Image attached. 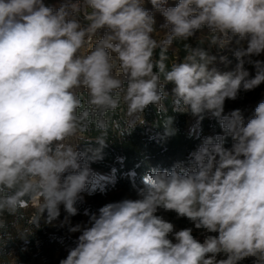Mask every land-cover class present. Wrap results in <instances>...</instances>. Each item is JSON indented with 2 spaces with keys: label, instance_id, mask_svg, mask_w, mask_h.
Returning <instances> with one entry per match:
<instances>
[{
  "label": "clouds",
  "instance_id": "9594fccd",
  "mask_svg": "<svg viewBox=\"0 0 264 264\" xmlns=\"http://www.w3.org/2000/svg\"><path fill=\"white\" fill-rule=\"evenodd\" d=\"M154 12L165 20L160 41ZM205 29L207 48L186 43L183 61L166 63L175 41ZM234 38L237 64L220 73L210 67L212 49ZM262 53L264 0H0V212L38 202L37 229L59 220L63 205L59 226L80 235L59 264H264V101L247 122L239 109L224 114L226 100L264 83V61L251 60ZM168 84L174 110L201 120L210 113L223 134L171 168H150L140 198L109 202L72 226L94 179L88 161L101 158L110 125L122 136L145 123L149 105L165 111ZM117 110L123 125L109 116ZM164 125L173 134L170 117ZM92 126L99 147L78 151ZM160 210L187 218L203 241L192 227L175 230Z\"/></svg>",
  "mask_w": 264,
  "mask_h": 264
},
{
  "label": "trees",
  "instance_id": "16d2710c",
  "mask_svg": "<svg viewBox=\"0 0 264 264\" xmlns=\"http://www.w3.org/2000/svg\"><path fill=\"white\" fill-rule=\"evenodd\" d=\"M64 2V0H59ZM54 7H57L54 5ZM202 36H194L189 38L188 41L177 40L167 50L168 60L166 63L170 66L174 62L183 61L186 56L184 45L190 44L192 47L203 46L207 48L210 34L205 29ZM199 42H202L200 44ZM214 49H212L213 52ZM159 49L156 50V56H159ZM214 55H217V62L210 66L215 67L218 71L220 68V56L229 58L226 49L217 50ZM251 78V76H249ZM163 79V77H162ZM173 85L168 84L165 86V91L168 93L163 100V108L165 111L157 112L155 105H149L144 113L143 117L145 123L143 125H137L130 133L119 135L111 125L108 130L106 139V147L102 150L101 158L89 160L90 166L98 167L105 171L112 172L116 177V183L120 186H125L126 182L132 185V182L142 181L145 173L150 168L168 169L171 168L174 162L178 160H186L188 154L194 151L202 140L207 136H215L217 134H223V130L220 127L219 121L213 117L210 113H205L203 119H197V128L192 130L190 127V113H182L174 110V97L172 94ZM263 85H259L251 91L241 90L236 100H226L224 114L230 113L232 110L239 109L242 114L245 110L251 106L255 101L256 96H259V92L263 89ZM111 120L118 121L121 125L124 122V113L117 110L116 113L109 114ZM171 118V129L173 134L165 135V121ZM245 120L247 116L245 115ZM85 137L89 140L81 141L82 146L85 149H95L99 145L95 142V137L100 133L92 126L91 129L86 132ZM232 140L230 137L226 138L225 147H231ZM93 202L104 200V197L98 193L92 196ZM27 203L26 205L30 204ZM25 206V205H24ZM76 207L79 214L87 212L89 215L95 213L97 206L95 203L84 202L81 199L77 201ZM23 206L18 208L15 213H9L7 211L0 212V260L5 262L8 260L12 250L17 248L18 254H22L24 261H26L30 254L24 251L22 245H17L15 241L16 226L21 222L23 216ZM36 214V212H35ZM66 215V213L64 212ZM65 215L60 216L64 218ZM70 217V222L77 218ZM29 218L22 220L24 226H31L34 223L29 222ZM44 228L37 231L35 235L28 237L29 247L31 251L35 252L38 246L35 242L38 238L42 239L40 245V254L43 256H50L51 251L45 247V244L51 243L52 240L48 238L44 232ZM197 230V229H193ZM196 237V232H193ZM57 238L63 239V236L56 233ZM20 246V247H19ZM243 264H252L251 258L246 259Z\"/></svg>",
  "mask_w": 264,
  "mask_h": 264
},
{
  "label": "rangeland",
  "instance_id": "374dc122",
  "mask_svg": "<svg viewBox=\"0 0 264 264\" xmlns=\"http://www.w3.org/2000/svg\"><path fill=\"white\" fill-rule=\"evenodd\" d=\"M176 2L177 0H169V6H175ZM145 6L150 11H153L150 4L146 3ZM154 15H155L157 29L153 33V38H155L157 41H160L163 40L166 35V30L160 28V25H162L165 22V20L164 17L158 12H154ZM203 32L205 31L203 30L201 32H197L195 36L196 37L202 36ZM241 43L244 46H246V42H241ZM239 46L240 45L236 43V40L234 38L233 41L229 44V46L225 48L226 52L229 55L228 56L229 58H226L224 62H221L219 64L220 73L230 72L234 70L235 65L237 64V60L234 57L233 52ZM216 51H217L216 49L213 50L214 53ZM251 60L264 61V53L260 54L259 56L251 57ZM244 67L249 72V76L253 78L256 74V69L254 67V64L248 63L246 61ZM260 85H263L264 87V83H261ZM262 101H264V88L259 92V96L258 97L256 96L255 101L251 104V106L245 110L243 115L244 116L246 115L247 119L253 116L255 107ZM247 119L245 120L246 122ZM189 125L192 130H196L198 125L196 117L191 115ZM86 150L87 149H85L80 142L78 144V151L85 152ZM91 154H92L91 152H87V156H91ZM89 167L94 174V179L91 184L86 185L85 190L80 193V196L82 197L81 200L84 202L95 203V205L97 206L95 213H98V209L109 202H117L123 199L135 200L140 198L138 196L137 190L140 187H143L142 181L132 182V185L126 182L125 186H120L116 183V177L112 172L105 171L103 169H98V167L95 166L89 165ZM103 175L106 176L104 177ZM98 193H100L104 197V200L102 202L100 201L93 202L92 196ZM37 206H38V202L30 203L28 205L23 206L24 212H23V216H21L22 220H24L25 218H29L30 219L29 222H31L35 212H37ZM60 207H61V214L65 215L63 205H61ZM85 213L86 212L80 215L78 212V214L75 216L78 217L80 215V218H77L74 221L70 222L71 225L74 226L77 223L86 224L89 219V214L86 215ZM158 215H162L167 221L173 223L174 228L177 231L188 227H192L193 229H195L194 225L187 218L178 217L177 214L173 211L165 212L163 210H160L158 212ZM63 219L64 218H59V220L55 221L52 225L44 224L43 221H41V226L37 229L35 224L31 226H24L21 220V222H19L16 226L17 231L15 232L14 237H15V241L18 242L17 245H22L24 251L29 252L30 257L26 261H24L22 254L21 253L18 254L17 248L15 246V248L12 250L11 254L8 257V260L5 262H2L0 260V264H59V261L61 259L66 258L68 254V250L72 247H75V241L77 237L80 235V233H70L68 231L67 226L60 227L59 221ZM41 228H45L47 231H49V233L52 236H54V238L51 239L52 240L51 243L45 244V247L51 251L49 257L47 255L46 256L41 255L40 252L38 251V248L36 249L35 252L31 251L30 247L28 246L29 236L26 239L18 238L22 233H25L26 229L31 230V232H29L28 234H31L33 232V234L31 235H35L37 231ZM193 232H196L197 239L203 241L206 234H204L202 230L197 229V230H193ZM56 233H59V235L63 236V239L60 240L59 238H57Z\"/></svg>",
  "mask_w": 264,
  "mask_h": 264
},
{
  "label": "built area",
  "instance_id": "2783aa9c",
  "mask_svg": "<svg viewBox=\"0 0 264 264\" xmlns=\"http://www.w3.org/2000/svg\"><path fill=\"white\" fill-rule=\"evenodd\" d=\"M45 3H46V5H49V6H59L61 3H63V2H60L59 0H45ZM81 20L83 21V16H81ZM31 203H34V202H31ZM43 232H44V234L48 237V238H50V239H53L54 238V236H52L50 233H49V231H47L45 228L43 229ZM42 242V239L41 238H38L37 240H36V242H35V244H36V246H38V251L40 252L41 251V249H40V245L42 244L41 243Z\"/></svg>",
  "mask_w": 264,
  "mask_h": 264
},
{
  "label": "water",
  "instance_id": "95a60500",
  "mask_svg": "<svg viewBox=\"0 0 264 264\" xmlns=\"http://www.w3.org/2000/svg\"><path fill=\"white\" fill-rule=\"evenodd\" d=\"M99 169V168H98ZM104 177L106 176V175H103Z\"/></svg>",
  "mask_w": 264,
  "mask_h": 264
}]
</instances>
